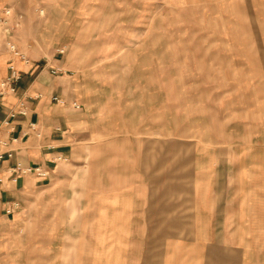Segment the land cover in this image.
Returning a JSON list of instances; mask_svg holds the SVG:
<instances>
[{"label":"crops","instance_id":"obj_1","mask_svg":"<svg viewBox=\"0 0 264 264\" xmlns=\"http://www.w3.org/2000/svg\"><path fill=\"white\" fill-rule=\"evenodd\" d=\"M64 56L27 65L0 38V83L11 63L21 73L17 93L0 98V264H45L25 244L56 199L47 264H264V140L242 148L199 102L184 138L166 81L153 91L145 72L135 84V66L102 59L89 91ZM19 164L48 177H16Z\"/></svg>","mask_w":264,"mask_h":264},{"label":"rangeland","instance_id":"obj_2","mask_svg":"<svg viewBox=\"0 0 264 264\" xmlns=\"http://www.w3.org/2000/svg\"><path fill=\"white\" fill-rule=\"evenodd\" d=\"M1 7L22 18L14 37L29 57L49 63L66 54L89 77V91L102 59L125 60L137 72L131 82H145V72L158 91L166 81L169 108L183 110L184 138L199 102L210 110L201 112L206 122L242 148L264 140V0H0ZM51 205L54 211L40 212L39 226L28 228L25 244L45 264L63 207L60 199ZM7 253L14 257V245Z\"/></svg>","mask_w":264,"mask_h":264},{"label":"built area","instance_id":"obj_3","mask_svg":"<svg viewBox=\"0 0 264 264\" xmlns=\"http://www.w3.org/2000/svg\"><path fill=\"white\" fill-rule=\"evenodd\" d=\"M21 20L22 18L19 17L12 8H5L2 11V15L0 17V37H4V39L6 40L7 48L14 58H18L27 65H29L31 61L28 55L18 48L14 37L16 30L21 27ZM60 54L64 55L65 51H61ZM44 64L46 67L49 65L48 59H45ZM59 72H61L59 69H52V73L54 75H57ZM20 80V71H18L16 66L11 63L9 76L0 83V98H4L8 95H13L17 93V84L20 82ZM55 101L60 102L58 98H56ZM22 107L24 108V105H22ZM75 107L79 108L77 104H75ZM10 117L14 118L15 115L11 114ZM10 157H12V155H10ZM3 159L4 155L0 154V161H2ZM13 174L16 177L25 176L29 174H36L44 178L48 177V173L44 171L41 167L31 168L24 167L20 164L13 169ZM7 213L11 214L12 209H9Z\"/></svg>","mask_w":264,"mask_h":264}]
</instances>
